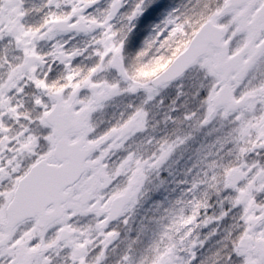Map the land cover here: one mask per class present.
<instances>
[{"label": "snow or ice", "instance_id": "snow-or-ice-1", "mask_svg": "<svg viewBox=\"0 0 264 264\" xmlns=\"http://www.w3.org/2000/svg\"><path fill=\"white\" fill-rule=\"evenodd\" d=\"M0 264H264V0H0Z\"/></svg>", "mask_w": 264, "mask_h": 264}]
</instances>
